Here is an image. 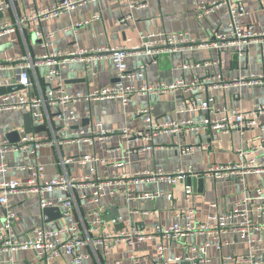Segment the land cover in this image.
Instances as JSON below:
<instances>
[{
  "label": "crops",
  "instance_id": "0c3cea01",
  "mask_svg": "<svg viewBox=\"0 0 264 264\" xmlns=\"http://www.w3.org/2000/svg\"><path fill=\"white\" fill-rule=\"evenodd\" d=\"M2 0H0L1 2ZM63 0H11L10 8L0 11V24L15 23L16 18L25 15L33 8L50 7ZM76 4L68 12L57 18L42 21L25 27L22 32L16 30L0 37V65L5 58H16L29 54L32 57L45 53L60 52L67 54L77 49L91 50L105 47H124L127 50L137 48L141 37L150 33L187 32L196 44H205L213 40L218 33L227 32L228 18L224 8L213 9L205 18L196 17L195 0H151L147 7L130 9L129 5L136 0H76ZM204 3L219 2L220 0H199ZM246 10L242 19L243 25L252 26L256 32L264 33V0H240ZM97 17V19H94ZM36 32L51 35L46 39V47L35 37ZM264 43L254 42L246 50L244 57L236 58L228 51L216 52L207 49H189L183 47L176 52H164L155 62L146 67L143 82L155 84L158 82L172 83L176 81L190 82L193 78L205 79L214 74L222 76L225 82L234 78L246 77L250 74L264 77V60L262 53ZM193 68L195 64H211ZM189 66L183 69L182 66ZM129 70L134 69V63L127 59ZM48 67L37 65L32 73L36 85L45 91L48 85L44 76ZM60 80L67 92L85 95L88 92L112 85L115 82V71L111 61L107 58L94 60L90 70L81 61H67L59 67ZM139 84V82H136ZM16 85L15 66L0 68V88ZM35 89V88H34ZM7 94V93H6ZM4 95V94H3ZM0 96H2L0 94ZM193 97L205 99L210 97L218 108L240 109L244 112L255 111L264 106V84L257 86H230L227 89H210L202 91L192 90L186 94L166 93L152 96H134L127 106H122L116 100L75 102L70 105L79 118L73 125H64L55 119L57 110L53 107L37 108L33 112L40 117H48L49 124L45 133L51 144H45L36 155L26 153L8 154L5 160L8 170L0 174L2 181L25 182L29 172L21 169L27 165L39 162L44 166L45 177L56 178L66 174L70 178H86L72 185V192L77 201L78 214L84 220L91 207L80 196H90L93 189L91 183L96 179L112 180L124 174L130 176L161 170L163 174L181 171L186 175L204 174L203 188L188 186L186 177L176 179L172 184L159 179L148 181L142 179L137 185L114 181L112 186L103 189L101 203L106 206V220L116 219L115 230H127L134 226L142 232L151 231L156 225H172L181 223L178 215L193 209L198 222H206L213 212L229 211L234 202L248 191L264 185V173L250 174L246 177V184L232 178L223 180L208 175L211 168L225 166L228 163H239L241 157L237 150L246 151L257 145L264 138V111L254 117L256 126L250 127L243 133L230 134L211 133L208 131L185 132L179 134H157L152 139L143 135V118L136 116L138 110L149 109L151 116L160 122L193 121L201 126L208 119L214 117L206 111L182 109L180 106ZM28 111L16 110L0 112V125L6 126L0 131V138L15 144L16 135H24V116ZM92 124H100L101 128L114 132L113 135L93 142L69 143L71 131L87 128ZM32 125V124H31ZM34 127L39 126H32ZM128 129L132 134L130 139L121 136L120 131ZM96 131V128H95ZM34 133V132H31ZM16 134L14 137L8 136ZM29 134V133H27ZM39 134V133H37ZM183 147H192L191 154H181ZM84 154H94L102 162L95 165H80L76 159ZM257 162L264 161V149L253 155ZM71 159L64 165L62 160ZM191 177V176H190ZM122 180V179H121ZM185 187H190L192 193L185 195ZM128 188V190H126ZM113 195L111 196V193ZM158 193L153 200L141 198L144 194ZM130 194V197L127 195ZM172 199L168 200L167 195ZM64 192L55 190L45 194V199L54 207L58 199L64 197ZM9 203L17 214L18 220L14 230L22 239H30L32 230L37 227L53 229L62 225V217L50 223H44L39 197L24 191L9 197ZM217 204V210L209 205ZM4 212L0 207V223ZM257 241L258 253L264 251V230L254 233ZM204 236L191 238L182 243L163 241L167 247L166 257H178L189 252L191 245L204 242ZM223 240L230 245L223 249V255H240L247 252V243L236 236L232 230L223 235ZM160 240L151 239L135 242L131 246L139 256L138 264H153L156 246ZM128 245L121 243L114 249L109 260H125L128 256ZM207 255L210 264H220L221 253L213 247L208 248ZM12 260L14 264H36L35 253L31 250L16 251L0 255V264H7ZM183 263V262H182ZM53 264H68L65 258L56 260ZM83 264H95L94 258L84 260ZM125 264V263H124ZM128 264V263H127ZM181 264V263H180Z\"/></svg>",
  "mask_w": 264,
  "mask_h": 264
},
{
  "label": "built area",
  "instance_id": "2783aa9c",
  "mask_svg": "<svg viewBox=\"0 0 264 264\" xmlns=\"http://www.w3.org/2000/svg\"><path fill=\"white\" fill-rule=\"evenodd\" d=\"M95 1V0H82ZM151 0H136L129 5L130 9H142L147 7ZM11 0L0 2V11L3 12L10 8ZM196 2V17L205 18L213 9L224 8L228 18L227 32L218 33L213 40L205 44H196L187 32L165 33L156 32L142 36L137 48L127 50L124 47H105L91 50L77 49L67 54L60 52L45 53L40 56L32 57L29 54L16 58H5L3 66H15L16 85L22 87L21 90L7 93L0 96V112H11L16 110L28 111L31 114L32 126H44L49 124L48 117H40L34 114L37 108L53 107L57 110L55 119L60 120L64 125H73L79 121L75 111L70 105L83 101H109L116 100L122 106H127L131 99L136 96H152L166 93L186 94L192 90L200 89L208 91L210 89H227L230 86H257L264 84L263 76L250 74L246 77L234 78L231 82H225L221 75L214 74L205 79L193 78L190 82L183 80L172 83L158 82L147 84L143 82L144 73L149 63H153L164 52H176L187 47L189 49H207L216 52L228 51L236 58L244 57L248 46L254 42L264 43V33L256 32L252 26L243 25L242 19L246 16V10L240 0H220L219 2L204 3L199 0ZM79 2L76 0H63L50 7L33 8L29 13L18 16L15 23L5 22L0 24V37L19 30L32 24L54 19L68 12ZM97 19V17H94ZM35 37L46 47L45 41L51 35H44L36 32ZM264 60V51L262 53ZM107 58L111 61L116 81L107 87L88 92L85 95L79 93H69L66 91L60 80L59 67L67 61H81L90 70V65L94 60ZM130 58L134 63V69L129 70L127 59ZM39 64H45L48 69L44 76V82L48 85L42 91L32 79L34 68ZM211 64H195L193 68L204 67ZM189 66H182L183 69ZM139 82L137 84L136 82ZM35 88V89H34ZM206 111L209 115L203 125L197 126L193 121L179 122H160L154 119L149 109L138 110L135 115L143 118V135L145 138L152 139L157 134H179L185 132L198 133L208 131L211 133L230 134L233 132L243 133L250 127L256 126L254 117L264 111V106L256 108L252 112H244L240 109H228L226 107H216L214 100L210 97L202 99L193 97L180 106L182 109ZM7 128L0 125V131ZM96 128V131H95ZM264 130V126L262 127ZM114 132L101 128L100 124H92L87 128L71 131L69 143H84L92 145L95 139L102 140ZM120 134L125 139H130L132 134L128 129H123ZM51 140L45 133L24 134L15 144L8 143L0 138V174L8 170L5 160L6 155L15 153H26L36 155L40 148L45 144H51ZM260 149H264V138H261L257 145L251 146L246 151L237 150L241 157L239 163H228L225 166L211 168L208 175L214 178L230 180L235 178L241 181L244 186L246 177L250 174L264 173V161L257 162L253 155ZM192 147H183L181 154H191ZM71 159L62 160L67 165ZM80 165H95L102 162L94 154H84L76 159ZM29 172V177L25 182L2 181L0 182V207L4 212L0 223V255L16 251L31 250L35 253L36 264H53L56 260L65 258L68 264H83L84 260L94 258L95 264H138L139 256L133 251L132 245L135 242L157 239L160 243L156 246V254L153 264H180L189 262L190 264H210L207 250L213 247L220 252V264H264V251L258 253L255 243L259 241L254 233L264 230V185L254 190L244 193L239 200L233 203L229 211L224 213L213 212L209 215L206 222L196 220L193 209L180 213L178 218L181 223L172 225H156L151 231L144 233L141 228L134 226L127 230H115L116 219L106 220L107 208L101 203L103 189L112 186L113 182L127 178V183L137 185L142 179L155 181L164 179L168 184H172L176 179H183L186 175L181 171L171 174H163L161 170L143 172L141 174H124L112 180H101L96 178L92 183L93 189L90 196L82 195L80 200L85 201L91 207L87 213V218L82 219L78 214L77 201L72 192V185L79 181H87L86 178H70L66 174H60L56 178L45 177L43 164L36 162L23 168ZM122 179V180H121ZM246 187V186H245ZM55 190L64 192V197L58 199L55 205L60 209L62 225L53 229L37 227L32 230L30 239H22L14 230V224L18 220L17 214L9 203V197L20 191L37 194L41 209L54 207L45 199V194ZM128 190V188L126 189ZM185 195L188 197L192 191L190 187H185ZM113 192L111 193V196ZM159 194H144L141 198L153 200ZM130 197V194L127 195ZM171 200L172 196L167 195ZM210 209L217 210V204L209 205ZM228 230L247 243V252L240 255H223V249L230 245L229 241L223 240ZM204 236V242L199 245H191L189 252L178 257H166L167 247L163 241L182 243L191 238ZM121 243L128 245V256L125 260L117 259L110 261V255ZM7 264H14L9 260Z\"/></svg>",
  "mask_w": 264,
  "mask_h": 264
},
{
  "label": "water",
  "instance_id": "95a60500",
  "mask_svg": "<svg viewBox=\"0 0 264 264\" xmlns=\"http://www.w3.org/2000/svg\"><path fill=\"white\" fill-rule=\"evenodd\" d=\"M2 17V14L0 13V19ZM116 81V80H115ZM22 87L19 85H14V86H9V87H1L0 88V94H6V93H13V92H17L19 90H21ZM45 131V128L43 126H39V127H34L32 129V125H31V114L27 113L24 116V133H40ZM16 134H10L8 136V138L10 136L14 137ZM19 141V137L16 135V139L15 142ZM186 183L188 186H191L194 188H198L200 191L203 188V183H204V174H196L195 177H190L188 176L186 178ZM42 215L44 218V223H50L53 222L55 220H58L61 218V212L60 209L58 207H49V208H44L42 209ZM181 264H190L189 262H183Z\"/></svg>",
  "mask_w": 264,
  "mask_h": 264
}]
</instances>
